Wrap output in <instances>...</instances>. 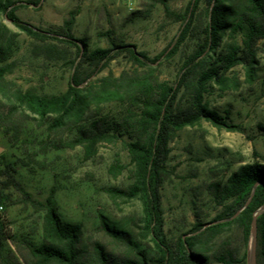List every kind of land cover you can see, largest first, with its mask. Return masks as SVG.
Segmentation results:
<instances>
[{
	"label": "trees",
	"instance_id": "1",
	"mask_svg": "<svg viewBox=\"0 0 264 264\" xmlns=\"http://www.w3.org/2000/svg\"><path fill=\"white\" fill-rule=\"evenodd\" d=\"M145 10L134 17L147 18L161 4L166 14L182 23L177 43L154 58L135 47L126 45L123 36L112 31L100 34L107 48L90 47L89 38L76 39L78 10H72L59 31H43L23 22L17 11L25 7L16 0H0V123L20 128L32 120L46 126L49 133L69 132L73 138L60 141L56 149L84 148L87 158L97 153L102 143L126 138L125 148L132 166L133 184L126 189H111L114 201L137 199L142 203L140 240H149L151 254L139 245L133 234L119 226L102 221L99 229L110 237L119 250H110L101 242L83 246L82 225L66 221L50 196L45 203L35 200L17 181L9 165L0 172L6 177L0 190V210L13 189L25 206L41 214V234L38 243L19 244L23 264H246V249L253 213L264 204V164L255 162L240 167L226 180L214 181L205 189L220 208L209 223L232 218L247 202L252 188L259 183L256 194L238 217L211 225L198 221L188 234L176 242L165 233L162 186L170 177L168 161L171 143L179 132L202 122L218 130L235 132L239 126L229 123V113L222 116L212 109L206 96L213 86L223 93L238 88V80L228 73L240 66L249 84L256 82L260 72L259 54L264 49V0H191L186 11H170L169 0H148ZM41 0H31L38 6ZM204 3L205 20L198 25V10ZM102 6L99 18H106ZM8 20L29 38L41 42H59L76 50L69 62L73 71L68 88L61 94H39L23 90L7 79L17 66L11 61L17 48V34L5 26ZM201 29L203 42L184 62L177 80L170 84L161 80L159 63L173 57L192 32ZM127 54L134 69L116 77L112 72L92 80L106 70L117 57ZM109 105L120 108L118 115L104 112ZM42 142V153L47 151ZM126 167L116 161L110 169L116 177ZM6 219L0 212V251L13 241ZM225 233L228 236L222 238ZM257 263L264 264V213L258 218Z\"/></svg>",
	"mask_w": 264,
	"mask_h": 264
},
{
	"label": "rangeland",
	"instance_id": "2",
	"mask_svg": "<svg viewBox=\"0 0 264 264\" xmlns=\"http://www.w3.org/2000/svg\"><path fill=\"white\" fill-rule=\"evenodd\" d=\"M191 0H169L170 11L182 14ZM25 7L17 16L25 23L43 31H59L72 10H78L74 37L89 38L90 47L107 48L100 34L112 31L123 36L126 45L135 47L154 58L168 47L176 45L182 23L173 15L166 14L161 4L156 5L147 17H134L133 13L145 10L148 0H41L38 6L31 0H16ZM106 6V18H99L98 10ZM206 5L199 7L198 25L205 20ZM11 33L17 34V48L11 61L17 63L7 79L23 90L33 89L39 94H61L68 88L72 70L69 62L76 50L59 42L41 43L20 32L12 22L5 20ZM201 29L192 32L181 44L177 53L159 61L161 80L174 84L188 57L203 42ZM260 72L255 83L246 81L245 72L238 66L228 73L238 80V88L223 93L213 86L206 96L212 109L222 116L229 113V123L239 130H218L207 122L187 127L179 132L171 143L168 161L170 177L162 186V203L165 233L176 242L188 234L198 221L209 223L220 208L205 189L214 181L226 180L240 167L259 162L264 164V49L259 54ZM134 69L127 54L113 60L109 67L92 80L112 72L116 77L123 71ZM105 113L118 115L120 108L109 105ZM69 132L49 133L46 126L28 120L20 128L0 123V172L9 165L17 181L32 197L45 203L51 196L59 213L66 221L82 225L83 246L101 242L110 250H119L116 243L100 229V223L115 224L133 234L139 245L154 254L152 243L140 240L142 203L137 199L116 200L110 198L111 189H126L133 184L132 166L125 148L126 138L117 142L102 143L97 153L87 158L84 148L56 149L60 141L68 142ZM42 142L47 151L42 153ZM61 145V144H60ZM119 161L126 168L114 177L111 166ZM6 177L0 175V190ZM0 210L7 220L9 232L14 236L0 251V264H23L19 244L38 243L41 234V214L25 206L21 196L13 189ZM228 236V233L222 238Z\"/></svg>",
	"mask_w": 264,
	"mask_h": 264
},
{
	"label": "water",
	"instance_id": "3",
	"mask_svg": "<svg viewBox=\"0 0 264 264\" xmlns=\"http://www.w3.org/2000/svg\"><path fill=\"white\" fill-rule=\"evenodd\" d=\"M259 186V183H256L251 191V194L245 203V205L240 208L237 213L229 219L225 220H220V221H215L212 223H207L203 229L211 226V225H217L223 222H228L233 220L234 218L238 217L245 209L248 208L250 203L252 202L257 188ZM264 213V204L259 207L255 212L253 213V218L250 226V232H249V237H248V242H247V249H246V264H258L257 263V247H258V218Z\"/></svg>",
	"mask_w": 264,
	"mask_h": 264
},
{
	"label": "built area",
	"instance_id": "4",
	"mask_svg": "<svg viewBox=\"0 0 264 264\" xmlns=\"http://www.w3.org/2000/svg\"><path fill=\"white\" fill-rule=\"evenodd\" d=\"M129 1H131V0H129Z\"/></svg>",
	"mask_w": 264,
	"mask_h": 264
}]
</instances>
